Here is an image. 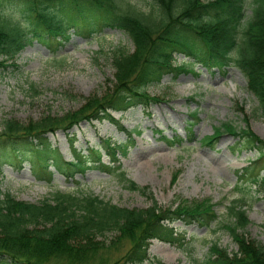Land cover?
I'll use <instances>...</instances> for the list:
<instances>
[{
	"label": "trees",
	"instance_id": "1",
	"mask_svg": "<svg viewBox=\"0 0 264 264\" xmlns=\"http://www.w3.org/2000/svg\"><path fill=\"white\" fill-rule=\"evenodd\" d=\"M151 2L156 10L143 13L129 0H0V13L3 6L18 8L26 25L25 30L7 27L0 14V68L8 62L13 64L32 40L55 56L72 35L89 40L106 30H116L133 46L132 51L119 47L110 53L112 89L101 98L87 99L80 109L59 118L46 116L27 124L5 120L0 131V157L5 155L18 166L27 163L38 178H50V168L68 176L96 169L117 178L128 190L144 194L145 190L127 179L120 163L135 133H128L125 142L104 140L100 149H88L86 154L74 152L72 162H64L47 135L69 132L84 121L111 119L109 112L146 109L159 102L147 89L165 76L176 78L187 72L186 66L177 64V56L190 60L188 66L196 63L208 71L224 73L234 64L264 115V0ZM248 5L251 15L246 19ZM189 119L186 140L190 144L194 142L191 119L197 118L194 114ZM223 132L235 138V148L258 155L239 172V181L255 189L264 188L260 176L264 172V140L248 125L237 132L224 124L204 143L213 144ZM161 140L169 147L184 143L179 137ZM150 200L145 209H127L91 195L55 193L40 204H29L0 190V264H107L102 252L118 251L128 244L131 250L124 258L126 263L143 264L148 262L152 240L177 241L179 235L172 225L207 228L217 219L215 205L207 199L182 201L168 208L152 197ZM229 214L233 221L224 229L237 251L230 254L211 244L201 264H264V247L240 233L249 224L245 210L234 204ZM109 233H114L109 242L99 240Z\"/></svg>",
	"mask_w": 264,
	"mask_h": 264
},
{
	"label": "rangeland",
	"instance_id": "2",
	"mask_svg": "<svg viewBox=\"0 0 264 264\" xmlns=\"http://www.w3.org/2000/svg\"><path fill=\"white\" fill-rule=\"evenodd\" d=\"M129 2L143 13L153 8L151 0ZM0 14L7 27L25 30L18 8L3 6ZM250 15L248 5L246 19ZM119 47L133 49L128 38L116 30H106L89 40L72 35L55 56L32 40L13 64L8 62L0 68V131L5 120L27 124L46 116L59 118L80 109L87 99L104 96L112 89L110 53ZM188 61L177 56V64L186 66L187 72L176 78L165 76L147 89L159 102L146 109L109 112L111 119L84 121L69 132L59 130L47 135L64 162H72L74 152L86 154L88 149H100L104 140L125 142L128 133H135L120 163L127 179L145 190L144 194L128 190L117 178L96 169L68 176L50 168V178H38L27 163L18 166L5 155L0 157V190L29 204H40L55 193H70L91 195L127 209L149 207L150 197L164 208L205 199L215 205L217 219L211 226L172 225L179 235L177 241L169 244L152 240L148 262L143 264H201L214 243L230 254L236 252V245L224 229L233 221L229 208L234 204L245 210L249 222L240 233L264 247V188L255 189L238 178L239 172L256 160L257 152L235 148V138L224 132L213 144L204 143L224 124L237 132L248 125L264 140V115L234 64L223 73L208 71L196 63L188 66ZM194 114V142L189 144L187 124ZM161 137H179L184 143L169 147ZM103 162L107 163L105 156ZM260 176L264 178V172ZM113 237L114 233H109L99 240L109 242ZM130 250L128 244L101 255L107 264H127L124 258Z\"/></svg>",
	"mask_w": 264,
	"mask_h": 264
}]
</instances>
